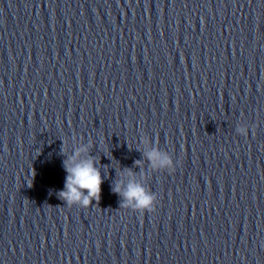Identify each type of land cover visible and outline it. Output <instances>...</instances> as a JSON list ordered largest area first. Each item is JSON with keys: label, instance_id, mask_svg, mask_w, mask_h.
<instances>
[{"label": "clouds", "instance_id": "clouds-1", "mask_svg": "<svg viewBox=\"0 0 264 264\" xmlns=\"http://www.w3.org/2000/svg\"><path fill=\"white\" fill-rule=\"evenodd\" d=\"M61 151H64L63 147ZM88 152L89 146L83 145L75 149L63 161V168L67 175L64 189L58 195L67 206L78 205L87 208L92 205V201L98 202L100 200L103 178L100 169L96 166L95 158L88 155ZM144 155L154 170H167L169 172L175 170L172 156L166 151H161L159 147H153ZM139 164L140 161H137V166ZM123 175L128 177L127 182L124 179H119L112 188L113 192L122 197L120 207L141 214L154 211L157 202L155 193L137 182L130 170H126Z\"/></svg>", "mask_w": 264, "mask_h": 264}]
</instances>
